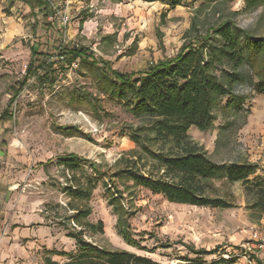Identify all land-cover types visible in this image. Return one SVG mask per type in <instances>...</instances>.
Instances as JSON below:
<instances>
[{"label": "rangeland", "instance_id": "1", "mask_svg": "<svg viewBox=\"0 0 264 264\" xmlns=\"http://www.w3.org/2000/svg\"><path fill=\"white\" fill-rule=\"evenodd\" d=\"M48 1L53 13L46 16L19 0H0V264L4 254L16 251L17 232L41 231V245L26 261L43 264V256L52 250L75 253L78 248L67 234L80 230L86 241L97 246L148 256L160 264L184 263L179 260L184 256L193 260L196 256L184 245L215 250L203 256L208 262L224 253V258L236 257L233 264H256L251 256L264 264V254L257 247L264 244V213L250 217L241 182H228L223 176L203 181L209 192L234 205L220 209L169 202L119 176L122 170L163 175L130 139V132L147 120L135 118L98 83L95 66L77 60L67 67L58 55L61 48L84 47L97 67L138 75L174 57L183 45L197 42L198 36L222 20L264 38V6L246 11L244 0L210 5L181 0L174 8L141 0ZM211 40L219 42L214 35ZM240 41L247 54L246 41ZM241 71L243 78L234 86L239 104L232 107L231 97L220 98L211 127L200 131L192 126L188 134L211 161L219 165L245 161L263 174L264 81L252 77L247 63ZM50 75L51 83L37 79ZM136 134L150 149L159 150L160 145L148 139V130ZM69 154L94 162L100 170L90 199L78 205L90 208L86 220L101 221L102 232L72 222L74 212L68 204L77 202L64 192L72 172L58 163V157ZM106 187L121 192L118 196L127 211L124 220L133 243L119 234V214L107 202Z\"/></svg>", "mask_w": 264, "mask_h": 264}, {"label": "trees", "instance_id": "2", "mask_svg": "<svg viewBox=\"0 0 264 264\" xmlns=\"http://www.w3.org/2000/svg\"><path fill=\"white\" fill-rule=\"evenodd\" d=\"M19 1L33 11L38 9L46 16L53 13L48 0ZM141 1L159 2L170 8L181 3V0ZM227 1L231 0H203V3L210 5ZM262 6L264 0H244L246 11ZM192 28L194 30V23ZM192 28L189 30L193 31ZM189 33L190 31H187V34ZM212 35L217 36L219 42H212ZM241 38L247 43V54ZM196 41L183 45L174 57L158 61L138 75L123 74L111 70L108 66L97 67L92 54L84 47L61 48L58 55L67 67H71L77 60L79 63L95 66L100 73L98 83L104 85L112 96L122 101L126 110L135 118L147 120L143 127L130 132V139L139 147L140 152L151 158L163 170V175L143 176L122 170L119 176L132 181L135 186L161 194L169 202L228 209L234 207L233 203L215 192H209L203 182L223 176L228 182L242 183L246 198L249 199L250 217L260 218L264 213V176L256 173L257 166L240 160L223 165L211 161L206 152L190 137L188 130L192 126L200 131L209 129L213 121V109L218 105L220 98L231 97L228 103L232 107L239 104L234 86L243 78L241 69L244 63L249 65L252 77L264 81V38L253 36L231 20H222L208 28L205 34L198 36ZM48 65L51 69V64ZM63 67L66 66H60L61 69ZM37 68L46 70L42 65ZM27 71L29 74L32 73L31 65L27 67ZM34 72H37V69ZM51 77L50 75V78L45 79L44 76H37V79L51 83L53 82ZM146 130L149 131L148 139L160 145L158 151L143 144L140 136L136 134V131ZM129 161L131 160H126L130 163ZM58 163L64 170L72 172L71 178L66 179L68 184L64 188L69 200L77 202L74 205L70 202L68 204L69 209L74 212V215L70 216L72 222L81 228L102 232L101 221L92 224L86 220L91 212L90 208L78 205L90 199L95 185V175L100 174V170L94 162L75 154L58 157ZM77 171L80 173L78 178ZM105 193L108 204L119 214L117 223L119 234L128 244L133 243L124 220L127 211L122 206L121 196H118L121 192L106 187ZM67 236L75 241L77 251L71 253L52 250L49 252L51 255L65 257V260L58 262L49 254L43 256V264H160L148 256L97 246L83 238L82 230L69 232ZM184 246L196 257L189 260L184 256L183 259H179L184 263L176 264H233L236 259L234 255L224 258L222 257L224 253H220L219 258L208 262L203 256L211 255L215 250ZM251 258L256 264H263L259 258L254 256Z\"/></svg>", "mask_w": 264, "mask_h": 264}, {"label": "crops", "instance_id": "3", "mask_svg": "<svg viewBox=\"0 0 264 264\" xmlns=\"http://www.w3.org/2000/svg\"><path fill=\"white\" fill-rule=\"evenodd\" d=\"M259 170H261L260 167ZM257 174L264 175V173ZM40 237L41 231H37V233L34 231L32 233L30 231L24 233L17 232L13 237L16 251L12 250V252L4 254L5 258H2V264H28L26 258H30L34 250L38 251L39 246L41 245ZM23 240H25L24 243Z\"/></svg>", "mask_w": 264, "mask_h": 264}, {"label": "built area", "instance_id": "4", "mask_svg": "<svg viewBox=\"0 0 264 264\" xmlns=\"http://www.w3.org/2000/svg\"><path fill=\"white\" fill-rule=\"evenodd\" d=\"M257 247H258L259 249H261V251H262L263 254H264V244H263V243H259V244L257 245Z\"/></svg>", "mask_w": 264, "mask_h": 264}]
</instances>
